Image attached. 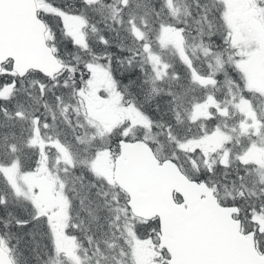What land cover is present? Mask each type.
I'll return each mask as SVG.
<instances>
[{
	"label": "snow or ice",
	"instance_id": "obj_1",
	"mask_svg": "<svg viewBox=\"0 0 264 264\" xmlns=\"http://www.w3.org/2000/svg\"><path fill=\"white\" fill-rule=\"evenodd\" d=\"M41 12L57 22L50 66L0 56V264H213L164 242L166 216L201 209L226 213L260 255L264 0H51ZM132 159L199 199L145 214Z\"/></svg>",
	"mask_w": 264,
	"mask_h": 264
},
{
	"label": "water",
	"instance_id": "obj_2",
	"mask_svg": "<svg viewBox=\"0 0 264 264\" xmlns=\"http://www.w3.org/2000/svg\"><path fill=\"white\" fill-rule=\"evenodd\" d=\"M34 12H37L34 0H0V56L6 59L15 56L18 67L31 63L45 67L51 64L45 48L48 44L45 24L41 18L35 19ZM127 173L140 189V206L145 214L151 215L176 200L173 197L174 192L178 194L175 185H179L180 190L177 203L181 202V196L199 199L200 189L156 174L146 169L139 159L128 162ZM165 223L169 229L164 242L179 247L186 260L248 264L264 255V250L256 255L249 242L240 238L234 221L219 210L201 209L192 215L166 216Z\"/></svg>",
	"mask_w": 264,
	"mask_h": 264
},
{
	"label": "trees",
	"instance_id": "obj_3",
	"mask_svg": "<svg viewBox=\"0 0 264 264\" xmlns=\"http://www.w3.org/2000/svg\"><path fill=\"white\" fill-rule=\"evenodd\" d=\"M35 4H36V11H40L41 9H46L47 5L51 2V0H34ZM58 2V0H57ZM40 18L43 20L44 24H45V29H44V36H45V40L46 42L51 45V41L48 40L47 35H48V27L49 25H51L53 28H55L57 26V22L55 20V18H51L48 19L46 17L43 16V13L41 12V16ZM175 199H178V195L176 193L173 194Z\"/></svg>",
	"mask_w": 264,
	"mask_h": 264
},
{
	"label": "rangeland",
	"instance_id": "obj_4",
	"mask_svg": "<svg viewBox=\"0 0 264 264\" xmlns=\"http://www.w3.org/2000/svg\"><path fill=\"white\" fill-rule=\"evenodd\" d=\"M221 195H223V193H221Z\"/></svg>",
	"mask_w": 264,
	"mask_h": 264
}]
</instances>
